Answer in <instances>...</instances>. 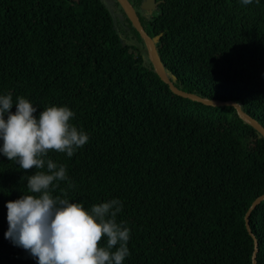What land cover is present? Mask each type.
Segmentation results:
<instances>
[{
    "label": "trees",
    "instance_id": "1",
    "mask_svg": "<svg viewBox=\"0 0 264 264\" xmlns=\"http://www.w3.org/2000/svg\"><path fill=\"white\" fill-rule=\"evenodd\" d=\"M114 2L126 40L104 0H0V95L26 98L37 116L66 106L89 137L71 157L47 154L68 177L50 194L86 210L118 199L123 264H251L244 215L264 192V137L232 106L173 93ZM139 19L177 87L235 100L264 126V0H162ZM37 171L46 166L25 171L0 153V264H38L5 237L6 205L39 195L27 187ZM249 226L264 264V199Z\"/></svg>",
    "mask_w": 264,
    "mask_h": 264
},
{
    "label": "clouds",
    "instance_id": "2",
    "mask_svg": "<svg viewBox=\"0 0 264 264\" xmlns=\"http://www.w3.org/2000/svg\"><path fill=\"white\" fill-rule=\"evenodd\" d=\"M37 111L22 96L14 103L11 93L0 95V153L25 171L46 166V171H37L27 180L29 191L39 195H23L7 203L5 237L28 251L38 264H123L129 255L130 230L123 222L117 223L122 210L118 199L86 210L82 203L50 194L54 182L68 177L66 168L47 154L55 151L71 157L88 142V135L70 123L74 113L66 106L47 107L38 116ZM105 237L106 247H102Z\"/></svg>",
    "mask_w": 264,
    "mask_h": 264
},
{
    "label": "water",
    "instance_id": "3",
    "mask_svg": "<svg viewBox=\"0 0 264 264\" xmlns=\"http://www.w3.org/2000/svg\"><path fill=\"white\" fill-rule=\"evenodd\" d=\"M116 1L118 2L120 7L122 8L123 12L125 13L127 18L129 19V21L131 22L132 26L137 30L140 37L142 38L143 43H144L145 48H146L148 60L150 61L154 71L159 76V78L168 85L169 89L173 93H175L179 96H182L184 98H188V99H191L193 101L203 103L205 105L232 106L235 108L236 113L239 116V118H241L244 122H246L249 125H251L252 127H254L264 137V126L256 118H254L252 115L245 112L241 108L240 104L237 103L235 100H232V99L222 100V99H218V98L202 97V96H199L195 93L188 92V91H185V90L177 87L171 81V78L167 74V72L165 70V66H164V64H163V62H162V60L158 54V51L156 48V42L158 41L159 35L150 36L146 32V30L144 29L143 25L140 22L139 16L136 13L134 6L131 4V2L129 0H116ZM151 1H153V0H151ZM151 7H152V4H151ZM151 7L146 6L144 2L141 4V9H148L149 11H151ZM263 199H264V192L262 194H260L259 196H257L251 202L250 206L248 207V209L244 215L246 229L254 240V249H253L252 256H251V264H257L256 253H257L258 248H257V240L255 238V235L253 234V232L251 231V228L249 226V215H250L251 211L256 207V205L259 202H261Z\"/></svg>",
    "mask_w": 264,
    "mask_h": 264
},
{
    "label": "rangeland",
    "instance_id": "4",
    "mask_svg": "<svg viewBox=\"0 0 264 264\" xmlns=\"http://www.w3.org/2000/svg\"><path fill=\"white\" fill-rule=\"evenodd\" d=\"M105 3L108 5L112 12V16L114 18L115 28L118 29V31L121 33V36L123 40H126V32L124 31L125 28V22L124 17L122 15V12L120 11V8L117 6V4L114 2V0H104Z\"/></svg>",
    "mask_w": 264,
    "mask_h": 264
},
{
    "label": "flooded vegetation",
    "instance_id": "5",
    "mask_svg": "<svg viewBox=\"0 0 264 264\" xmlns=\"http://www.w3.org/2000/svg\"><path fill=\"white\" fill-rule=\"evenodd\" d=\"M131 2V4L134 6L135 10H136V13L138 14H148V15H151L153 12H155L158 7H159V4L162 0H141L139 3H138V6H135L136 4V0H129ZM145 3L146 6L148 7H151V4H152V7H151V11H149L148 9H141V4L142 3Z\"/></svg>",
    "mask_w": 264,
    "mask_h": 264
}]
</instances>
